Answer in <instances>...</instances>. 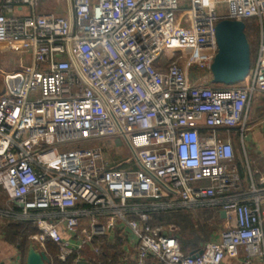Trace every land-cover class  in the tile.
Here are the masks:
<instances>
[{
  "label": "built area",
  "instance_id": "obj_1",
  "mask_svg": "<svg viewBox=\"0 0 264 264\" xmlns=\"http://www.w3.org/2000/svg\"><path fill=\"white\" fill-rule=\"evenodd\" d=\"M180 1L0 0V44L19 58L0 67V190L46 264L48 244L78 264L107 246L108 264H264V179L241 188L232 145L264 93V0ZM222 19L256 20L257 51L243 81L215 87ZM98 139L132 158L116 167L100 144L80 146ZM200 206L224 211L227 228L194 252L151 224Z\"/></svg>",
  "mask_w": 264,
  "mask_h": 264
},
{
  "label": "crops",
  "instance_id": "obj_2",
  "mask_svg": "<svg viewBox=\"0 0 264 264\" xmlns=\"http://www.w3.org/2000/svg\"><path fill=\"white\" fill-rule=\"evenodd\" d=\"M4 70L8 69L5 68ZM1 91L2 77L0 75V92ZM115 141L116 140L106 142L103 148L106 152H108V157L110 156V158L116 159L113 162L116 167H123V158L119 156V154H122V151H120V147L122 146V144L117 145ZM232 145L235 153L234 164L238 170L239 177L241 179V188L243 190H246L251 182H254L256 185H259V179H264V93H258L253 96L247 112L246 130L242 135V139L237 129L233 131ZM111 150H113L114 153H116L120 157V161L117 159L118 157H113ZM7 205L12 206L13 210H15V207L18 208L17 211L20 210L17 205ZM204 209L212 213L207 222L213 224L214 227L207 240L199 244L200 248L212 238L213 234L227 228L226 217L225 215L222 216L220 214V212L222 211L220 209L208 206H200L195 209H190V211L192 214L197 216V214H199V212ZM1 226L3 225L0 224V227ZM160 226L172 228V232L178 237L179 230L176 229L177 226ZM230 226L232 227L234 225L230 224ZM29 244L30 242L28 243V246ZM27 249L24 252V255H22V252L19 247L8 243L4 240V238H2L0 240V261H4L7 264H19L14 259L17 257L18 254H20V264H25ZM134 252V246L129 247L128 251H126L127 254L133 255ZM223 264H235V262L233 260L225 258Z\"/></svg>",
  "mask_w": 264,
  "mask_h": 264
},
{
  "label": "trees",
  "instance_id": "obj_3",
  "mask_svg": "<svg viewBox=\"0 0 264 264\" xmlns=\"http://www.w3.org/2000/svg\"><path fill=\"white\" fill-rule=\"evenodd\" d=\"M247 29L248 28H246V30ZM214 86L221 87L222 85L214 84ZM17 209L18 208L15 207L16 211ZM211 214V212L205 209L197 214L199 215L198 217L192 214L190 209L158 211L151 215V224L177 226L179 230L178 237L181 249L184 252L191 253L198 250L200 248L199 244L203 241H206L209 237L214 227L213 224L207 222ZM202 220L204 221L202 222ZM0 232L4 235L3 238L5 241L19 247L22 255H24V252L26 251L30 241L29 237L35 233V227L34 224L29 221L12 220L10 222L4 223V225L1 226ZM48 247L50 249V254L53 256V264H78L73 262L72 257L65 262L57 260L55 258L57 248L51 244H48ZM117 253L118 251L115 247H104L102 253L98 256L90 257V259L87 261V264H108L109 259H115Z\"/></svg>",
  "mask_w": 264,
  "mask_h": 264
},
{
  "label": "water",
  "instance_id": "obj_4",
  "mask_svg": "<svg viewBox=\"0 0 264 264\" xmlns=\"http://www.w3.org/2000/svg\"><path fill=\"white\" fill-rule=\"evenodd\" d=\"M215 37L217 53L210 67L211 83L227 86L243 81L251 66L250 44L244 22L230 19L218 21ZM115 142L121 145L119 139ZM15 204L21 206L17 202ZM220 214L223 216L225 212ZM49 261L44 251H38L35 245L29 244L25 264H46Z\"/></svg>",
  "mask_w": 264,
  "mask_h": 264
},
{
  "label": "rangeland",
  "instance_id": "obj_5",
  "mask_svg": "<svg viewBox=\"0 0 264 264\" xmlns=\"http://www.w3.org/2000/svg\"><path fill=\"white\" fill-rule=\"evenodd\" d=\"M57 4H58V2H57ZM187 5H188V0H181L179 2V4H178L180 10H182L185 7H187ZM216 8H217V11L219 13H226V10H227L226 4H222V6L220 4H218V7H216ZM247 24L249 26L248 29L250 28L249 29L250 31L248 29L247 30L245 29L246 30L245 32H247L246 34H247V38H248L249 44H250L251 65H253L255 57H256V51H257V29H258V26H257L256 20H254V19H249L247 21ZM17 50H18V48H17V46L15 44H12V43H10V44H0V67L1 68H3V69L6 68V69L9 70L12 67H16L18 65L19 58H18ZM23 63L24 64H28V61L24 60ZM153 67L155 69H157L158 68L157 67V63H154ZM209 80H210V78L208 77L207 78V82H206L208 85L210 84ZM106 142H108V139L90 140L88 142L80 143V146L81 147H89V146H94V145H99L100 144L103 147ZM73 147H75L74 144L73 145H68L66 147H62L61 150L62 151H66V150L71 149ZM120 151H122V154H119V156L121 158H123V160L132 158V154H131L130 150L128 149V147L125 144H123L120 147ZM111 152H112L113 157L114 156L118 157L117 159L120 161V157L116 153H114L113 150H111ZM109 159L111 160V163H113L116 160L114 158L113 159L110 158V156H109ZM204 183H206V182H204ZM9 209H10V205L6 204V196L0 190V224L4 225V223L10 222L12 220H14V221H28V220H25V219H22V218H17L16 216L15 217L14 216H11V217L6 216L7 214L10 215L9 214V212H10ZM198 216L199 215H197L196 217H198ZM203 221L204 220H202V222ZM29 222H31V221H29ZM0 229H1V227H0ZM176 229H178V228H176ZM0 235H1V238H0V240H1L4 237V235L1 232H0ZM85 253H86L87 257L88 256L89 257H93L94 256L92 254H89V252L87 250H85Z\"/></svg>",
  "mask_w": 264,
  "mask_h": 264
}]
</instances>
